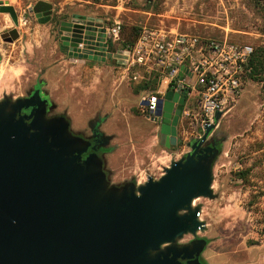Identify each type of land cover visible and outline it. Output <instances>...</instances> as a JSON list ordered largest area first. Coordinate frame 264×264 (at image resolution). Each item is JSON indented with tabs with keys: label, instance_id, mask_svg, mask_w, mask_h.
Instances as JSON below:
<instances>
[{
	"label": "rangeland",
	"instance_id": "1",
	"mask_svg": "<svg viewBox=\"0 0 264 264\" xmlns=\"http://www.w3.org/2000/svg\"><path fill=\"white\" fill-rule=\"evenodd\" d=\"M257 2L125 0L122 8L108 14L120 12L124 26L138 27L141 32L143 28L177 31L264 50V17ZM109 4L120 3L109 0ZM57 31L38 42L23 35L16 46L2 44L5 35L0 33V103L29 99L40 88L51 100L45 126L67 124L74 139L96 142L97 159L109 187L123 189L142 185L140 180L145 184L149 178L160 179L166 167L191 151L189 144L195 141L191 134L201 131L199 112L183 115L180 142L166 149L157 137L158 128L140 106L142 98L153 91L136 92L155 74L141 68L124 74V67L112 63L110 55L108 67H78L65 57ZM135 73L141 78L135 80ZM217 128L218 145L212 144L217 148L212 164L215 198L194 202L206 229L183 236L176 245L206 240L200 261L228 262L227 258L217 261L216 251H220L246 264L258 256L264 258V74L260 81H247L241 98L224 112ZM95 131L105 141L100 146Z\"/></svg>",
	"mask_w": 264,
	"mask_h": 264
},
{
	"label": "water",
	"instance_id": "2",
	"mask_svg": "<svg viewBox=\"0 0 264 264\" xmlns=\"http://www.w3.org/2000/svg\"><path fill=\"white\" fill-rule=\"evenodd\" d=\"M59 34L70 57L106 63L113 54L127 65L130 52L112 53L102 20L74 16ZM185 99L166 95L161 135L169 147ZM45 103L40 91L0 103V264H202L206 240L176 241L206 229L194 202L215 198L217 148L208 138L223 115L160 179L118 189L102 174L96 145L74 139L67 124L45 126Z\"/></svg>",
	"mask_w": 264,
	"mask_h": 264
},
{
	"label": "built area",
	"instance_id": "3",
	"mask_svg": "<svg viewBox=\"0 0 264 264\" xmlns=\"http://www.w3.org/2000/svg\"><path fill=\"white\" fill-rule=\"evenodd\" d=\"M51 3L61 14H79L87 9H103L109 0H44ZM125 0L116 10L122 8ZM107 9V8H106ZM32 4L20 8L22 24L27 25L32 15ZM109 48L121 41L123 23L117 19L111 24L102 21ZM84 49V44L78 46ZM127 60L129 70L141 68L147 74L158 76L157 90L141 100L142 113L151 121L162 119L168 92L185 93L186 106L183 115L196 110L201 115V131L215 123L218 113L222 115L242 96L254 48L249 45L232 43L226 39L203 38L198 35L143 28ZM141 75L135 73V80ZM178 103H175V107ZM199 132V130L197 131ZM201 217V213L199 214Z\"/></svg>",
	"mask_w": 264,
	"mask_h": 264
},
{
	"label": "crops",
	"instance_id": "4",
	"mask_svg": "<svg viewBox=\"0 0 264 264\" xmlns=\"http://www.w3.org/2000/svg\"><path fill=\"white\" fill-rule=\"evenodd\" d=\"M30 3L32 4V10H31L32 15L30 17V22L25 26L22 24L20 8L26 7ZM114 9H115L114 6L108 5L107 7L102 9V12H100L101 11L100 9L91 8L89 9V11L81 12L79 14L73 15V14H61V13L56 12L53 5L44 0H0V33H3L5 35L4 39H1V42L2 44L6 43V44H11L12 46H16L17 42L19 41V38H21V36L23 35L32 36L33 37L32 39H34L37 42L42 41L44 38L51 37V35L55 32L57 28L58 29L57 36L60 41V47L63 49V53L65 57H67V60L70 63L76 64L78 65V67L85 66L87 69L89 68L99 69L100 65L104 67H108L109 65H107L106 63H98L94 61H87V60H81L78 58L70 57L68 54L67 48L62 46L59 32H60V24L63 21L71 20L74 16H81L85 18L92 17V18H96L97 20H102L106 23L114 22L120 16V12H116L114 15L108 14L110 10H114ZM39 35L43 38L38 39ZM119 49H123L120 42L117 45L116 44L113 45V53ZM111 55L112 54H110V56ZM115 61L116 60L112 59L111 62L115 63ZM0 66H1V62H0ZM117 67L120 68L121 66L117 65ZM122 67H124L123 69L124 74L130 71L127 66L126 67L122 66ZM38 91H40L41 95L43 96L42 97L43 100L46 101L45 109H46V114H47V108L49 105H51V102H50L51 100L49 99V97L48 99L44 97V93L40 90V88ZM182 121H183V117H182ZM181 126H182V123H181ZM181 126H180V129H181ZM217 129L218 128H216L212 132L210 137L208 138V144L212 143L213 139L216 136ZM198 133L200 134V130ZM198 133L197 135L191 134V138H193L195 141L199 140L200 137ZM110 166H112L111 163H110ZM139 183H142L143 185L144 181L140 180ZM216 254H217V261L218 259H221V258L230 259L228 262H224L223 260L221 262L218 261L217 264H231V262H237V261H238V264L241 263L240 260H238V258L235 256H232V255L227 256L226 253L222 254V252L220 251L219 252L216 251ZM207 259L208 258L206 257V260ZM207 262L208 264H210L209 260H207ZM207 262L201 261L202 264H207ZM246 264H264V258L263 256H258L257 258H254L253 260L249 261Z\"/></svg>",
	"mask_w": 264,
	"mask_h": 264
},
{
	"label": "trees",
	"instance_id": "5",
	"mask_svg": "<svg viewBox=\"0 0 264 264\" xmlns=\"http://www.w3.org/2000/svg\"><path fill=\"white\" fill-rule=\"evenodd\" d=\"M264 0H258L257 7L263 11L264 17ZM141 35V29L138 27H127L123 24V30L121 33V45L123 49L134 46L137 42L138 38ZM235 43V42H232ZM111 48V47H110ZM254 48V47H253ZM251 73L248 75L247 81H260L264 74V50L255 49L254 54L251 59ZM158 86V76L152 75L148 80H145L142 85L136 88V92L139 93L141 91H153L157 90Z\"/></svg>",
	"mask_w": 264,
	"mask_h": 264
},
{
	"label": "flooded vegetation",
	"instance_id": "6",
	"mask_svg": "<svg viewBox=\"0 0 264 264\" xmlns=\"http://www.w3.org/2000/svg\"><path fill=\"white\" fill-rule=\"evenodd\" d=\"M62 46H63V44H62ZM63 47H64V46H63ZM112 53H113V52H112ZM112 55H113V54H112ZM112 55H111V60L113 59ZM107 61H108V59H107ZM38 90H39V88L36 87V89H35L33 95H35V93L38 92ZM33 95L31 96V98L33 97ZM40 96L43 97V96L41 95V93H40ZM42 99H43V98H42ZM185 102H186V99H185ZM185 106H186V103H184V105H183V107H182V110H181V114H180V116L178 117V120L176 121V124H175V127H174V132H175V135H176V137H177V145H178L179 142H180V130H179V129H180L181 123H183V122H182V117H183V113H184V110H185ZM177 111H178V105H177L176 107L174 106V108H173L172 122L174 121V118L176 117V113H177ZM28 112H29V111H28ZM148 120H149V119H148ZM149 121L152 122L153 124H155V126L158 128V134H157V137H158V139H159L160 144L163 145V146H164L166 149H168V150L173 149L175 146H171V147H169V146L167 145V140H166V139L162 142L161 128H162V126H164V118L162 117V119L159 120V121H151V120H149ZM94 136L97 137V138L95 139V141H97V140L99 141V143H97L98 146L102 145L103 142H105L104 140H103V141H100V139H101L102 137H101V135H100L97 131H95V135H94ZM101 140H102V139H101ZM95 143H96V142L92 143V146H94ZM212 144L218 145V142H217V140H215V138L213 139V141H212V143L210 144V146H211ZM177 145H176V146H177ZM190 152H191V151H190ZM190 152H188L187 154H189ZM187 154H186V155H187Z\"/></svg>",
	"mask_w": 264,
	"mask_h": 264
}]
</instances>
